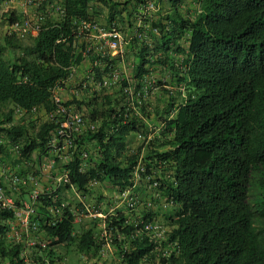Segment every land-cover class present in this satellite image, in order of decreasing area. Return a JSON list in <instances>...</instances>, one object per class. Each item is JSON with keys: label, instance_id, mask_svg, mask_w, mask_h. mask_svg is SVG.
<instances>
[{"label": "trees", "instance_id": "1", "mask_svg": "<svg viewBox=\"0 0 264 264\" xmlns=\"http://www.w3.org/2000/svg\"><path fill=\"white\" fill-rule=\"evenodd\" d=\"M3 1L12 27L0 33V190L12 204L0 196V264H58L61 245L86 254L81 264H264V0H191L193 14L186 0H30L32 18ZM25 17L38 26L27 40ZM84 59L83 97L63 103L84 107L87 123L67 128V181L37 195L29 228L48 243L28 258L26 238L10 233L30 199L33 153L56 129L36 111L54 112L53 87ZM128 62L129 74L103 84ZM92 180L127 192L122 203ZM70 188L96 193L104 215L64 202ZM160 217L168 229L153 237L147 224Z\"/></svg>", "mask_w": 264, "mask_h": 264}, {"label": "rangeland", "instance_id": "2", "mask_svg": "<svg viewBox=\"0 0 264 264\" xmlns=\"http://www.w3.org/2000/svg\"><path fill=\"white\" fill-rule=\"evenodd\" d=\"M185 6L188 9L189 14H193L196 8V4L191 0H186ZM9 8H17L18 10H22L25 13V16H29V18L34 17L33 13V7L32 4H30V0H4L1 3V10H7ZM26 18V17H25ZM27 19V18H26ZM5 30H10L9 25L2 21L0 18V33L5 32ZM30 29H26L24 36H20L23 38V40H27L29 37ZM6 55V53H4ZM127 63H119L117 66V69L115 72L120 74L121 72L127 73L128 66ZM155 74H158L159 72L156 70L154 72ZM110 77H116L115 75H111ZM157 78V77H153ZM110 85V84H109ZM157 91L156 87H153L150 93L149 99L153 101L155 99V92ZM52 113H46L41 112L38 114V121L41 122L43 120H50L52 119L55 114ZM22 115L15 113V119L14 121H20ZM22 121V120H21ZM153 128V127H152ZM58 140H49L48 141V148L46 152L43 154H39L35 151L33 153V158L35 161H33L32 164H29L30 167H32V170L29 171V179L24 180L23 183H28L31 187V193H30V199L24 201V205L20 207H16V210H18L17 220L15 221V225L12 226L11 235L15 234L16 238H26L25 239V253L28 258H31L30 255L34 253V250H38L39 252L45 251L44 249L40 248V242L45 241L48 243V238L46 235H44L41 232H34L29 228V221L30 216L34 211V206L36 202L37 195L40 192H44L45 190H50L52 186H55L56 184L62 182L60 177L63 173H65V168L63 167V163L67 159L64 154L67 152L65 146L62 148H58L56 146ZM138 143H140V140L138 137H134L132 145L136 146ZM59 158V159H58ZM8 163V162H7ZM8 165V164H7ZM9 166V165H8ZM7 169V166L3 168V165L0 166V170L2 172ZM8 177L10 178V175L13 177V180H17L19 175V168L16 166H13L12 169H10V172L7 173ZM6 177V178H8ZM90 189L96 190V192H102L103 194H107V198H110V202L112 205L115 204H121L124 196H126L127 192H124L123 194H119L118 191H114L112 189H107L101 186V184H98L96 182H92L89 184ZM150 187V186H149ZM155 190L152 189L149 192L153 193ZM156 196L158 194L154 192ZM141 195V194H140ZM96 193H92L91 195L83 194L82 191H79L74 188L65 189L62 193V200L64 202H70L72 206H75L78 201H81L83 203L85 210H88L89 216H95L100 215L103 216L104 214L102 212H93L94 209L92 208L94 202ZM171 206L164 204V208L169 209ZM32 208V209H31ZM76 216L77 220L80 219L81 216L87 215L83 212V209H78V206L76 207ZM161 219V217H160ZM158 219L156 222L157 225H159V228L162 230L163 233L168 229V225L163 221V219ZM48 248V249H47ZM46 250H49L50 248L47 247ZM58 251L60 252L61 258L57 261L58 264L63 263H70V264H81L86 260H89V257L86 254L78 255V253L74 252V250L66 251L64 246H58ZM110 247H106L101 249V254L103 257L108 258L110 260L111 255L107 251ZM111 249V248H110ZM109 249V250H110ZM112 250V249H111Z\"/></svg>", "mask_w": 264, "mask_h": 264}, {"label": "built area", "instance_id": "3", "mask_svg": "<svg viewBox=\"0 0 264 264\" xmlns=\"http://www.w3.org/2000/svg\"><path fill=\"white\" fill-rule=\"evenodd\" d=\"M18 29H19L18 32H19L20 36H24L26 29H31V31L35 32V31H37L38 26L32 25L30 20L26 19L23 24L18 25ZM102 34H105V33H102ZM109 43H110V46L115 50H117L118 47L121 48V37H120V35H119L118 39L110 40ZM112 75H115L116 77H110V76L104 77L103 84H106V85L112 84L119 77V74L115 71L112 73ZM56 87H57V85L53 87V98H54V101L57 103V107L53 113V114H55V117H53V120L56 123V129H55L54 136H53L55 138L52 137L51 140H62L63 139L62 141L64 142V146H67V145H69V142H70L69 138L71 136L70 133L67 131V128L71 129L72 131H77L80 129L79 128L80 126H83V125L85 126V121H84V118H83L81 113L74 111L72 108H69V106H67L63 103V100L61 99V97L56 92ZM89 125L91 128H94L96 126L95 124H89ZM58 148H62V146L61 147L58 146ZM84 155H86V154L84 153ZM64 156H65V154H64ZM60 179L62 181H67L66 171H65V173L62 174ZM92 182H96V180H92ZM0 196L8 204H12V199L11 198H5L3 196L1 190H0ZM16 214H18V210H16ZM147 227L153 229V232H154L153 237L161 236L162 230L159 228V225H157L156 222H151V223L147 224ZM40 243L42 246H46L45 241H41Z\"/></svg>", "mask_w": 264, "mask_h": 264}, {"label": "crops", "instance_id": "4", "mask_svg": "<svg viewBox=\"0 0 264 264\" xmlns=\"http://www.w3.org/2000/svg\"><path fill=\"white\" fill-rule=\"evenodd\" d=\"M10 27H12V26L9 25V28ZM31 32H32V34L37 33V31H35V32L31 31ZM121 48H122V46H121ZM116 51L117 50L114 49L113 53ZM88 65H89V63L85 59L79 64L72 65L70 75L67 77V79L64 80V82L62 84L57 85L56 92L58 93V95L61 97V99L63 101H66V100L71 99L73 97H76L78 99L83 97V93H82L83 91L80 90L79 87L85 86L86 83H85V81L81 82L80 80L83 78V74L86 72L85 68H87ZM126 65L128 66L127 74H129L131 71V67H132L131 62H128ZM79 84H82V85L79 86ZM68 106H69V108H72L74 111L81 113L83 118H84L85 124L87 123V120L84 117V107H81V108L76 107L73 103L69 104ZM41 112H42L41 109H38L36 111V113H41ZM83 127H84V125L80 126L79 128L81 129ZM53 138H55V137H53Z\"/></svg>", "mask_w": 264, "mask_h": 264}]
</instances>
